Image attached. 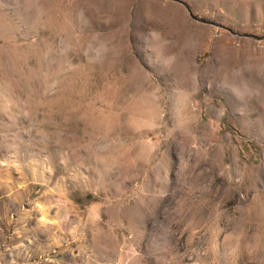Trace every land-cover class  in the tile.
<instances>
[{
    "label": "rangeland",
    "instance_id": "rangeland-1",
    "mask_svg": "<svg viewBox=\"0 0 264 264\" xmlns=\"http://www.w3.org/2000/svg\"><path fill=\"white\" fill-rule=\"evenodd\" d=\"M0 264H264V0H0Z\"/></svg>",
    "mask_w": 264,
    "mask_h": 264
}]
</instances>
